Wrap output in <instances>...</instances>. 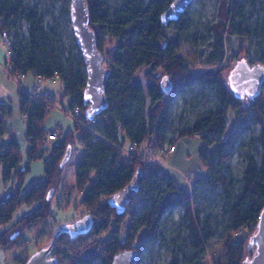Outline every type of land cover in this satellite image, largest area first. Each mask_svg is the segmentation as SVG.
<instances>
[{"label":"trees","instance_id":"trees-1","mask_svg":"<svg viewBox=\"0 0 264 264\" xmlns=\"http://www.w3.org/2000/svg\"><path fill=\"white\" fill-rule=\"evenodd\" d=\"M171 2L120 0L118 6L111 8L105 0H87L90 26L96 31V25L108 24L117 36L125 39L104 52L97 36L99 49L104 56L111 58V62L106 64L111 68L105 89L108 106L97 115L95 123V131L100 136L73 122L74 128L67 131L60 140L56 141L61 131L60 125L55 128L54 139H44L48 131L42 123L46 114L53 109L44 102H33L29 118L25 121L22 114L27 104L20 100L21 115L26 123L25 139L29 143V160L42 154L43 145L48 140L53 141V145L50 156L45 160V179L33 184L24 193L16 189L0 200V228H6L0 232L1 251L21 236L26 228L52 215V197L48 200L47 192L51 187L56 189V180L64 166L60 165V161L68 145L75 148L76 139L83 150L75 166L76 187L84 192L82 203L95 221L87 233L73 238L68 233H61L53 239V252L58 258V264H92L96 259H101L102 264H111L114 254L121 249L136 247L140 250L141 245H136L134 239L137 238L140 243L145 235L156 236L159 219L165 209L181 203L186 204L191 252L187 254L182 250L176 251L168 264H202L206 255L205 245L214 235L211 218L206 217L204 221L198 218L193 211L189 190L176 184L163 170L159 160L158 163H146L137 157H125L124 151L116 147L122 146L125 139L135 143L141 150L164 146V129L168 125V97L177 89L199 80L215 90L220 105L198 115L192 126L181 130L180 137L199 135L203 140L202 161L205 163L206 154L217 158L215 164L205 163L209 167L208 175L203 178L207 184L226 186L228 178L222 172V167L231 156L226 146L231 144L235 134L243 130L241 122L250 114L260 123L259 131L250 140L251 146L260 145L262 149L260 162L255 155L248 153L240 191L234 194L226 189L227 203L231 208L229 226L234 234L242 232V235L239 238L233 233L227 236L226 260L216 263L243 264L244 244L252 235L264 206V102H260L263 100L264 86L255 99L244 105L241 99L233 95L225 81L223 72L228 66L221 62L225 55V33L250 32L260 39L257 61L264 65V16L257 20L251 31L245 32L241 27L235 30L231 6L228 0H221L219 20L213 25L215 40L205 60L210 68L192 72L182 62L180 49L164 41L166 29L171 27L175 34L180 35L188 26L185 17L187 9L178 20L167 25L161 22L160 16ZM69 3L70 0H67ZM241 8L243 10V6ZM66 10L69 11V6ZM46 12L49 9L43 11L35 2L0 0V35L5 43L12 38L11 47L17 53L16 58L11 59L14 72L18 73L21 68L35 70L45 80L52 79L54 71H57L62 82L61 95L69 98L68 104L64 105H78L85 112L83 89L86 71L83 58L79 49H76L75 54L69 52L64 55L60 49L61 37L55 29L59 20L55 18L52 22L48 21ZM24 21L26 34L21 35V23ZM142 66L150 67V71L145 74L148 81L146 87L134 81L136 71ZM158 68L173 83L168 94L160 87L161 77L153 74ZM50 100L56 104L54 95ZM9 109L0 104V135L5 133V118ZM227 109L235 112L237 124L228 138L222 140L221 137L227 132ZM117 124L121 125V131L117 129ZM244 144L242 142L241 145ZM156 155L165 156L161 153ZM20 159L21 148L14 139L2 146L0 168L4 183L11 179H17L19 183L23 181L25 171L19 167ZM138 170L142 171L139 189L124 210L118 212L109 204L108 199L128 184ZM196 181L201 182L200 178ZM141 200H147L149 204L135 219V206ZM22 206L28 210L15 220V213ZM15 232L18 234L12 238ZM177 252L182 253L181 258Z\"/></svg>","mask_w":264,"mask_h":264},{"label":"rangeland","instance_id":"rangeland-1","mask_svg":"<svg viewBox=\"0 0 264 264\" xmlns=\"http://www.w3.org/2000/svg\"><path fill=\"white\" fill-rule=\"evenodd\" d=\"M28 2L38 3L41 10L49 9L45 13L48 21L52 22L55 18L59 24L55 29L60 35V49L67 55L69 52L76 53L78 49L72 30L70 27V16L67 0H26ZM107 5L115 8L120 4V0H105ZM221 0H193L185 17L187 19V29L177 35L170 27L165 30V38L169 44L180 49L182 62L192 71L199 72L210 68L205 62L212 44L215 40V31L213 25L219 20V6ZM232 9L233 24L235 30L239 27L245 32L253 30L257 20L264 16V0H228ZM243 6V10H241ZM242 12V14H240ZM21 35L26 34V22L21 23ZM96 33L100 47L105 52L109 48L116 47L119 43L124 42V38L116 35L115 31L108 24L96 25ZM259 38L252 33L240 34L228 31L225 33L223 42L225 55L222 64L228 67L223 72V77L227 82V74L236 62L244 56L246 61L253 65L257 61L259 54L257 52ZM104 64L111 62L108 55L104 56ZM259 62V61H258ZM150 71L149 66H142L136 71L134 81L139 85L146 87L148 81L145 74ZM157 77H162L163 71L158 68L153 72ZM48 80V79H45ZM17 86V85H16ZM18 91V93H17ZM11 99L9 122H17V128H14L13 137L19 142L26 139V123L19 115L18 104L20 102V88L17 87ZM56 93V105L53 110L46 114L43 120V126L48 132L55 130L60 125L63 130L58 132L57 140H60L64 134L74 128V123L66 118L58 107L68 104V97L61 95V91L53 90ZM19 95V97H18ZM63 98V101H61ZM256 98V97H255ZM253 98V99H255ZM253 99H241L244 105H248ZM260 102H264L263 100ZM216 99L215 90L199 80L177 89L167 99V118L168 125L164 129L165 144L174 143L176 151L162 157L155 155V159L160 161L166 174L172 178L176 184L180 185L191 193V204L193 211L202 221L206 217L211 218L214 235L205 245V258L202 264H216L226 260V239L230 233H233L230 224L231 208L227 203L228 191L237 194L242 187L243 172L246 168V156L248 153L255 155L258 162L261 160L262 149L260 145L251 146L250 140L254 137L260 128L258 120L252 117L244 119L241 122L243 130L233 136L230 145L226 146V151L231 156L223 163L222 172L228 178L226 186H212L205 182L203 178L208 175L209 167L217 162L210 154H206L205 164L201 158V149L203 140L197 134L181 136L180 132L184 128L194 124L198 115L209 109L219 107ZM226 134L221 137L226 140L237 124L236 114L232 109L226 110ZM21 126V127H20ZM242 142L245 144L242 146ZM53 141L48 140L44 143L42 154L35 159L29 160L27 151L29 143H26L21 149V159L19 167L25 171L23 181L11 179L6 184L2 180V171L0 168V200L8 194L20 189L22 193L28 190L33 184L39 183L45 179V160L50 156ZM75 148H72L70 159L64 164L60 175L56 180V189L52 194V215L47 219H41L29 228H26L21 236L8 247L2 249L0 264H22L26 256H30L36 251V248L48 245L53 239V233L57 228L76 221L85 213V207L82 203L84 192L76 187L75 166L80 160L83 150L81 144L75 139ZM124 154L129 155L131 143L128 139L123 141ZM214 146H211L213 150ZM200 178L201 182L196 181ZM204 180V181H203ZM14 188V189H13ZM68 188V190H67ZM226 189L228 191H226ZM149 201L141 200L135 206L134 218L137 219L142 210L148 206ZM26 207L22 206L17 209L14 219L16 220ZM26 210V209H25ZM186 204L181 203L165 209L159 219V227L156 236L145 235L140 243L134 239L136 245H141L140 259L137 264H168L176 251L182 250L190 254L189 247V230L186 225ZM230 228V230H228ZM143 233V231H141ZM234 234V233H233ZM242 232L234 234L240 237ZM255 247V246H254ZM249 257H252L253 250H248ZM181 258L182 253H178ZM52 255L54 252L52 251ZM92 264H102L101 259H96Z\"/></svg>","mask_w":264,"mask_h":264},{"label":"water","instance_id":"water-1","mask_svg":"<svg viewBox=\"0 0 264 264\" xmlns=\"http://www.w3.org/2000/svg\"><path fill=\"white\" fill-rule=\"evenodd\" d=\"M193 0H172L170 5L160 16L163 24L176 21L186 11ZM70 27L75 43L81 53L85 64L86 83L83 89V102L86 105L85 114L87 119H93L108 106L105 93L106 83L111 68L104 64V54L97 45V34L90 26V15L87 0H70L69 3ZM227 82L233 95L238 99H253L264 86V65L256 61L250 65L244 56L229 70ZM173 83L167 74L160 79L162 91L168 94ZM72 146L68 145L60 161L63 166L71 157ZM142 171L138 170L131 181L123 188L114 193L108 202L118 212L124 210L138 191ZM54 188L47 192V199L52 197ZM95 221L91 213H85L74 222L67 223L55 231L53 239L61 233H68L70 237L87 233ZM15 232L11 237L17 236ZM53 239L48 245L37 249L25 261L24 264H58V258L52 255ZM254 244V246H253ZM252 248L253 255L250 258L248 250ZM141 251L136 247L121 249L112 258L111 264H137ZM243 264H264V206L259 214L258 223L252 235L244 244Z\"/></svg>","mask_w":264,"mask_h":264},{"label":"built area","instance_id":"built-area-1","mask_svg":"<svg viewBox=\"0 0 264 264\" xmlns=\"http://www.w3.org/2000/svg\"><path fill=\"white\" fill-rule=\"evenodd\" d=\"M0 22H2V19L0 18ZM12 38L8 40L5 45H6V55H7V60L5 63L1 65L3 70L5 71L6 75L8 78H10L12 81H14L17 85V87L20 88L21 96L20 100L22 102H26L27 107L25 112L22 114L23 118L25 121L29 118V113L31 111L32 103L33 102H44L47 104V106L51 109L55 107V103L50 100L52 93L44 89L42 87V81L44 80L43 76L38 74L35 70H27L25 68H21L18 73L14 72L13 69V63L11 59H15L17 53L12 49ZM28 74H33L36 79L37 83L35 84L33 90H27L22 86V80L28 75ZM58 73L57 71H54V79L57 77ZM59 111L68 119L73 121L75 124H77L79 127L82 129H85L89 131L90 133L96 134L97 136H100L96 131H95V123H96V118L97 115L93 119H87L85 112L78 106V105H63L58 107ZM117 129L119 131L122 130V127L120 124H117ZM56 137V131L53 130L51 132H47L45 134L44 139H54ZM120 150H124V146L116 145ZM175 150V145L174 144H164L159 149H156L155 147L148 148L146 150H141L137 147V145L133 142H131V147L129 149L128 154L133 157H137L139 159H142L146 163H158L159 161H156L154 156L156 154H163L167 155L170 152ZM26 207V206H25ZM26 209V210H25ZM24 210L27 211L28 208L26 207ZM6 229L5 227L0 228V232Z\"/></svg>","mask_w":264,"mask_h":264},{"label":"crops","instance_id":"crops-1","mask_svg":"<svg viewBox=\"0 0 264 264\" xmlns=\"http://www.w3.org/2000/svg\"><path fill=\"white\" fill-rule=\"evenodd\" d=\"M6 60H7L6 45H5V41H4L3 37L0 35V104H4L8 108H10L11 99L13 98L14 92L17 91V86H16V83L14 81H12L10 78L7 77L5 71L1 67V65L3 63H5ZM36 83H37V79L32 74H28L22 80V86L25 89H27V90H33V88H34ZM42 87L44 89L49 90L52 93V95H54V97H56V93L52 92V91L55 90V89L56 90L60 89L61 94H62V90H61L62 82H61V79L58 76L55 77L54 79L43 80L42 81ZM17 93H18V91H17ZM18 97H19V95H18ZM68 100H69V98H68ZM61 101L64 102L63 98H61ZM67 103H68V101H67ZM18 109H19V115L21 116V103L20 102L18 104ZM9 111H10V109H9ZM8 116L9 115H6V118H5V120H6L5 133L3 135H0V149L2 148V146L8 144L10 142V140H12V139H14L19 144L20 148L23 149L25 144L28 143V142L26 140L24 142H22V141L18 142L15 139V137H13V133H14L13 129L17 128L18 126L16 125L17 122H15V121L9 122V118L10 117H8ZM60 128H61V130H63V126L62 125H60ZM175 151H176V146H175V150L170 152V153L172 154ZM123 155L125 157L128 156L127 154H123ZM163 170L166 171L165 169H163ZM170 178L174 180V178H172V177H170ZM6 183L7 182H5V184ZM2 253H4V252H2L0 250V254H2ZM0 263H2L1 259H0Z\"/></svg>","mask_w":264,"mask_h":264},{"label":"bare ground","instance_id":"bare-ground-1","mask_svg":"<svg viewBox=\"0 0 264 264\" xmlns=\"http://www.w3.org/2000/svg\"><path fill=\"white\" fill-rule=\"evenodd\" d=\"M123 151H125V149H124ZM126 152L128 153V152H129V150H127V149H126ZM154 158H155V157H154ZM155 160H156V159H155ZM156 161H157V160H156Z\"/></svg>","mask_w":264,"mask_h":264}]
</instances>
